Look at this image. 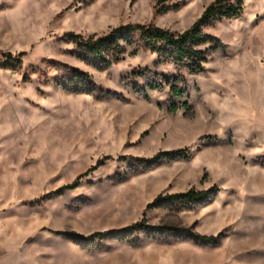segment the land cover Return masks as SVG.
<instances>
[{"label":"rangeland","instance_id":"obj_1","mask_svg":"<svg viewBox=\"0 0 264 264\" xmlns=\"http://www.w3.org/2000/svg\"><path fill=\"white\" fill-rule=\"evenodd\" d=\"M214 1L174 0L159 14L158 0H0V52L24 53L0 56L1 264H264V0L204 29L225 47H199L203 74L177 66L169 47L133 55L140 36L111 65L81 60L71 41L128 24L182 33ZM145 70L160 89L132 77ZM81 81L88 92L74 90ZM175 82L182 97L170 94ZM178 150L188 158L154 159ZM188 190L209 196L148 209ZM143 220L223 236L86 240Z\"/></svg>","mask_w":264,"mask_h":264},{"label":"trees","instance_id":"obj_2","mask_svg":"<svg viewBox=\"0 0 264 264\" xmlns=\"http://www.w3.org/2000/svg\"><path fill=\"white\" fill-rule=\"evenodd\" d=\"M246 0H215L212 2L202 13L201 17L187 30L182 33H172L168 30L161 29L154 24H128L119 26L107 34L95 37L91 36L87 39L80 35H71V41L76 45L77 49L83 53V56H79L83 61H95L99 63H105L111 65L119 63L122 60V56L126 52L125 45H131L133 43L134 36H140L138 48L134 50L133 55H136L139 50L144 52L151 51L159 55L166 54L165 49H172L173 62L181 67L185 68L191 74H203L206 71L205 64L207 63L206 52L200 50L199 47L204 45H210L213 49H222L225 46L221 40L211 34L205 32V28L213 21L222 19H237L244 11ZM179 5L174 0H158L157 13H166L172 9H177ZM0 56L6 58L8 61H16L21 63V58L24 53H21L18 57H14L11 53H1ZM149 71L134 72L132 77L144 78L147 81V87L149 90L154 91L160 89L163 84L157 75L148 76ZM86 76V75H83ZM84 82H79V85L74 88L76 92L84 91L88 92V88L83 85ZM137 93L147 94L146 90L141 89L139 86L134 87ZM170 94L175 97H182L185 93L175 82L170 86ZM148 96H146V99ZM184 107H188L187 103L183 104ZM174 110H177L179 106L173 105ZM186 150H178L173 152L159 153L154 159L160 160H178L187 159ZM154 160V161H155ZM138 161L145 162V159H139ZM82 176H79L77 180L69 185L68 189L76 188ZM209 196L208 191H196L188 190L184 193L166 194L160 195L152 203L148 205V209H154L161 205L174 201H186L196 202L206 199ZM159 232L162 234H170L180 238L191 239L196 245L209 246L216 245L222 238V234L216 236H203L194 233L190 229L175 228L172 226H151L147 224L145 220L140 223L132 224L122 230H114L111 232L96 233L86 238V240H92L94 237H109L111 239H123L125 234L133 232H145L151 233ZM59 235H66L73 239H79L78 234L70 233L65 234L59 232Z\"/></svg>","mask_w":264,"mask_h":264},{"label":"crops","instance_id":"obj_3","mask_svg":"<svg viewBox=\"0 0 264 264\" xmlns=\"http://www.w3.org/2000/svg\"><path fill=\"white\" fill-rule=\"evenodd\" d=\"M6 256V251L3 245L0 244V264L3 262Z\"/></svg>","mask_w":264,"mask_h":264}]
</instances>
